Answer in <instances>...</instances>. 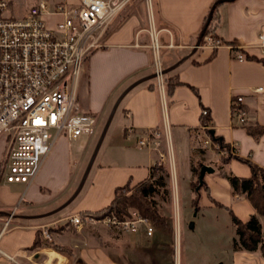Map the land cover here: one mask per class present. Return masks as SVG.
Wrapping results in <instances>:
<instances>
[{"label": "crops", "instance_id": "crops-1", "mask_svg": "<svg viewBox=\"0 0 264 264\" xmlns=\"http://www.w3.org/2000/svg\"><path fill=\"white\" fill-rule=\"evenodd\" d=\"M24 1L30 6L15 13L14 17L27 14L42 0ZM47 1L73 7L81 3V0ZM156 1L164 71L184 60L171 72L178 75L181 82L168 100L171 143L175 145V134L180 142L190 146L189 180L193 176V159L215 170L213 175L208 174L204 179L208 187V192L201 194L205 207L217 208L214 201L218 202L231 209L240 220L248 222L256 212L247 200H234L227 175L232 173L240 178H249L251 169L245 160L264 168V132L256 140L248 134L246 126H239L233 117L232 101L234 97L242 96L243 107L249 113V124L264 128V93H252L253 89L264 88V52L257 48L258 35L264 30V0H235L222 3L217 8L219 21L214 34L225 43L242 46L248 59L243 62L235 59L228 48H195L212 8L221 0ZM17 10L13 1L11 13ZM44 20L50 29H56L63 18L46 15ZM143 20L139 12L127 9L113 23L107 47L88 58L78 87L77 107L80 113L93 115L97 119L109 116L126 89L137 81L155 75L149 47L151 42ZM155 84V79L146 80L121 102L116 113L122 107L126 122L117 125L111 133L101 161L96 164L95 160L90 171L91 174L95 169L90 188L83 197L81 192L78 196L81 199L71 212L66 214L67 208L77 198L69 206L62 207L74 194L77 179L83 167H88L92 152L81 154L73 150V141L65 135L56 142L29 189L20 184H7L3 178L0 180V249L3 252L22 260L21 264H132L125 259L124 251L138 259V250L147 245L153 246L152 250L156 246L157 256L159 245L169 247L170 242L166 241L165 233L159 228H155L156 234L152 237L133 236L129 242H122L120 237L107 238L94 229L78 231L65 222L74 213H97L106 209L114 200L117 188L128 184L136 186L150 177L155 154L139 150L134 138L127 139L125 130L133 127L141 133L162 126L161 95ZM203 110L209 112L210 130L226 144L238 149L239 158H233L223 169L210 166L214 162L220 163V159L214 155L211 147L204 146L201 129ZM109 131L110 127L103 144ZM4 153L5 147L0 151V163ZM180 178L183 181L184 178ZM23 195L25 200L21 202ZM17 205L19 210L6 228L9 214ZM192 223L194 227L190 229L193 231L198 228V221ZM44 227L53 229L54 244L70 249L76 256L62 255L47 245L32 250L38 233L41 234ZM234 238L235 233L231 238L227 260L210 264H264L259 252L234 251ZM122 243L127 246L124 247ZM0 264L10 263L0 256Z\"/></svg>", "mask_w": 264, "mask_h": 264}, {"label": "built area", "instance_id": "built-area-1", "mask_svg": "<svg viewBox=\"0 0 264 264\" xmlns=\"http://www.w3.org/2000/svg\"><path fill=\"white\" fill-rule=\"evenodd\" d=\"M13 1L0 0V138H6L0 180L3 178L7 184H20L29 189L60 137L65 135L70 141H77L83 136L95 135L98 119L80 113L77 107L83 68L93 53L107 47L113 23L127 9L134 10L138 0H81L75 7L42 0L21 18L11 15ZM46 15L60 16L63 20L56 29H50L44 20ZM149 26L146 32L155 62L163 124L141 133L128 127L125 135L127 139L136 140L139 150L158 154L154 165L161 166L166 162L162 149L167 145L173 154V147L161 60L163 47L152 18ZM258 41L257 48L264 52V30L258 35ZM200 47L210 50L228 48L238 61L248 60L242 46L225 43L214 33L207 35ZM252 93L263 94L264 88L253 89ZM243 103L242 96L234 97L232 109L234 120L245 127L249 124V113ZM208 115L207 110L202 111L203 118ZM201 129L204 146L214 147L219 157L238 155L235 146H230L229 151L219 149L220 145L208 134V123H202ZM171 164L173 166V159ZM24 200L25 195L21 202ZM19 205L10 212L6 228ZM65 222L78 231L102 227L130 234L143 229L148 237L155 232L152 222L138 212L127 218L106 213H74ZM41 234L46 243H53L50 228L44 227ZM0 256L10 264H21L15 256L1 249Z\"/></svg>", "mask_w": 264, "mask_h": 264}, {"label": "rangeland", "instance_id": "rangeland-1", "mask_svg": "<svg viewBox=\"0 0 264 264\" xmlns=\"http://www.w3.org/2000/svg\"><path fill=\"white\" fill-rule=\"evenodd\" d=\"M14 1L15 4L17 5L18 10L16 12L12 11L11 13L12 16H14L15 13L16 14L20 13L22 10L27 9L30 6V3L25 2L24 0H14ZM135 5L136 7L134 10L139 12L141 17H143L144 19L143 21H145V24L147 25V29L150 27L149 24L151 18L155 22L157 28L159 25L157 1L138 0L137 4ZM25 15H23L22 17H24ZM162 59H163V50H161V60ZM154 63L155 62L153 57L154 74H155ZM111 113L112 111L107 117L104 116L98 118L95 135L83 136L79 140L73 141L72 143L73 150L78 152L80 151L81 154L83 152L86 153L89 151L92 152L91 154L93 156L96 147L98 145L99 139L110 120ZM125 122L126 119L124 117L123 110L121 107L118 110V112L115 113L111 121L109 135L106 138L104 144L102 143L103 145H101L100 147V150L96 157L97 158L96 164H98L101 161L106 151L109 139L111 137V133H113L115 127L120 123H125ZM173 137H175L174 138L175 145H172L173 154L172 152L170 154L167 145L162 149V152L166 156V162L163 163V166H165L169 171V176L166 177V181H165L166 187L164 188V190H162L161 193H157L152 196V199L155 201L156 205L161 210L162 215L168 218L169 228L156 227L154 223L149 219L152 222L154 228H159L160 231L165 233L166 241L170 242L169 247L159 245L160 250L159 252H157L158 256L155 252L156 246L154 247L155 250H152L153 246L151 245H147L144 249L141 248L140 250H138V255H137L138 259H136V257H133V255H130V252L128 251H124L123 255L125 259L128 261V263H132V264H210L211 262L215 263L223 259L227 260V253L230 251L231 238L235 233L234 228L232 226L230 214L225 209L206 208L205 203L203 201L204 196H201L200 199L201 209L198 212L196 211V208L193 206V199L195 198V194L191 184L196 182L197 177L196 174L193 173L192 178L189 180L190 173H189L188 157L190 154V146L184 145L183 142H180L177 139V136H175V134H173ZM5 139H6L5 137L0 138V151L6 145ZM201 145H203L202 142ZM202 147L203 149H205L204 146ZM211 148L213 149L214 155L217 158H220L216 153L217 150H214V147ZM141 153L142 154L144 153L145 155L146 152H141ZM157 158H158V154H155V160ZM172 159H173V166L171 164ZM192 162L194 165H197L198 160L193 159ZM214 165L217 169H220L221 167V164L219 162L216 163L214 162L212 163V165L210 164V166H214ZM86 168L87 165L83 167L81 175L79 176V178L82 177L81 180L79 178L77 179V183L75 185L76 187L74 188L75 190L74 194L77 188L79 187V185L81 184ZM177 169L179 170V172ZM94 172L95 169L88 176L86 183L81 191L82 192L81 197H83L87 192V190L90 188V185L93 181ZM180 176L184 178L183 181L181 180ZM207 176L209 175L207 174ZM1 182H3V180ZM129 193L130 192H128V195ZM80 194L78 196H80ZM80 199H81L80 197L79 198L77 197L76 199L77 201L75 200L74 204L67 208L66 214L73 210V208ZM193 221L195 222L198 221V228L192 231L190 229L189 224H191ZM263 221L264 219L262 218L261 222ZM94 230H97L98 232L102 233L107 238L109 237L114 239L115 237L117 238L120 237L121 239L120 238L119 239L122 242H129L130 240H132L133 236L142 238L144 237V235H146L143 229H140V231L136 233H130V234L117 233L115 231L108 230L102 227ZM110 231L115 233H111ZM154 233L156 234V232ZM168 237L170 238L167 240ZM45 245L50 246L51 243H46ZM122 245H124V247L127 246L124 243H122ZM72 251L75 252V250ZM153 258L155 260H153ZM17 260L19 262L22 261L20 259ZM153 261H155V263H153ZM70 264H74V263L70 262Z\"/></svg>", "mask_w": 264, "mask_h": 264}, {"label": "trees", "instance_id": "trees-1", "mask_svg": "<svg viewBox=\"0 0 264 264\" xmlns=\"http://www.w3.org/2000/svg\"><path fill=\"white\" fill-rule=\"evenodd\" d=\"M220 5L219 1L216 2L212 8L209 17L206 20L202 33L200 34L198 41L201 39V45H204V38L210 33H215L218 28L219 17L217 15V8ZM211 17V19H210ZM210 19V20H209ZM264 63V61H262ZM165 92L167 99L172 96L174 89L181 85L178 75L174 73H168L164 75ZM154 86V84L152 85ZM155 87L157 85L155 84ZM203 118V117H202ZM203 123H208V117L203 118ZM246 130L249 135L258 140L264 132V128L257 124H248ZM213 130L208 131V134L215 143L220 145V150L229 151L230 145L226 144L219 137H217ZM217 155L219 154L216 151ZM233 158H239L232 156L231 154L220 157L221 169L227 165ZM251 169V176L249 178H240L230 173L227 175V179L231 186V192L234 200L243 198L247 200L255 210V214L250 218L248 222L240 220L231 209L224 207L222 204L215 202L217 208H223L229 211L232 226L235 232V238L232 242V249L234 251L244 250L247 252L255 253L259 252L264 258V168L252 163L249 160H245ZM204 164L201 161L197 162V165L191 163L192 172L196 174L197 180L192 183L191 186L194 189L195 198L193 199V206L198 212L200 210V199L203 191L208 192L206 182L201 184L199 177L201 168ZM169 176V171L163 165H154L151 169L150 177L132 187L128 184L124 187L116 189L115 198L111 205L106 209H103L97 213H106L115 215L120 218L130 217L133 212H138L141 216L150 219L156 227L169 228L168 218L163 216L161 210L156 205L152 196L157 193H161L166 187V177ZM128 192L129 195H128ZM209 195V194H208ZM53 233V229H50ZM46 244L42 234L37 235L32 250L43 247ZM50 248L62 255L73 256L70 249L61 247L54 243H51Z\"/></svg>", "mask_w": 264, "mask_h": 264}, {"label": "water", "instance_id": "water-1", "mask_svg": "<svg viewBox=\"0 0 264 264\" xmlns=\"http://www.w3.org/2000/svg\"><path fill=\"white\" fill-rule=\"evenodd\" d=\"M233 1H235V0H221V1H219V3L220 4H222V3H225V2H233ZM210 19H211V17H210ZM209 19V20H210ZM200 45H201V39L198 41V43H197V46L195 47L196 49H198L199 47H200ZM184 60H182V61H180L179 63H177L176 65H174L173 67H171L170 69H168V70H165V71H163V74L165 75V74H168V73H170V72H172L173 70H175L182 62H183ZM156 78V75H153V77H149L148 79H142V80H140V81H137L136 83H134L133 85H131L128 89H126L123 93H122V95L119 97V99L117 100V102L115 103V105H114V108H113V110H112V113H111V117H110V120H109V122H108V124H107V126H106V128L104 129V131H103V133H102V135H101V137H100V139H99V142H98V145H97V147H96V150H95V152H94V154H93V156H92V158H91V160H90V163H89V165H88V167H87V169H86V171H85V174H84V176H83V179H82V181H81V184L79 185V187L77 188V190H76V192H75V194L71 197V199L62 207V209L63 208H65V207H67V206H69L77 197H78V195L80 194V192L82 191V189H83V187H84V185H85V183H86V180H87V178H88V176H89V174H90V171H91V169H92V167H93V165H94V162H95V160H96V157H97V155H98V152H99V150H100V147H101V145H102V143H103V141H104V138H105V136H106V134H107V131H108V129H109V127H110V124H111V121H112V119H113V117H114V115H115V113H116V111H117V109H118V107L120 106V104H121V102L123 101V99L135 88V87H137L138 85H140L141 83H143V82H145L146 80H150V79H155ZM213 132V131H212ZM214 133V132H213ZM214 169L212 168V167H208V166H203L202 168H201V173H200V177H199V180H200V182H201V184L204 182V179H205V177H206V175L207 174H213L214 173ZM191 228H193L194 226H193V223L191 224V226H190Z\"/></svg>", "mask_w": 264, "mask_h": 264}, {"label": "bare ground", "instance_id": "bare-ground-1", "mask_svg": "<svg viewBox=\"0 0 264 264\" xmlns=\"http://www.w3.org/2000/svg\"><path fill=\"white\" fill-rule=\"evenodd\" d=\"M199 48H201V47H199Z\"/></svg>", "mask_w": 264, "mask_h": 264}]
</instances>
